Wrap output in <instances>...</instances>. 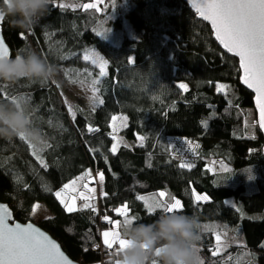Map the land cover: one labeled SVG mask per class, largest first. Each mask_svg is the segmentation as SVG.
<instances>
[{"label": "trees", "instance_id": "obj_1", "mask_svg": "<svg viewBox=\"0 0 264 264\" xmlns=\"http://www.w3.org/2000/svg\"><path fill=\"white\" fill-rule=\"evenodd\" d=\"M63 1L52 0L29 32L5 18L4 39L13 57L33 49L70 72L80 73L83 65L98 71L83 56L100 51L108 66L104 75L92 73L97 79L87 84L103 102L90 109L76 106L71 118L53 82L0 81L6 96L28 101L47 137L44 145H50L40 149L44 167L33 155L42 146L21 137L0 139V202L20 223L33 222L35 206L45 205L51 216L37 224L73 261L113 264L118 245L99 246L102 233L114 226L104 217L121 220L114 209L126 204L134 222L150 223L165 211L148 212L137 197L166 190L182 202L174 211L196 215L203 225V264H264V136L255 125L254 96L241 85L239 61L218 46L210 27L182 0H74L83 6L75 10L60 7ZM109 13L117 27L128 19L140 35L118 46L97 36L94 27ZM118 136L126 142L140 136L144 144L121 145L113 153ZM191 157L193 168L182 167ZM218 159L232 171L211 173L208 166ZM88 171L104 175L99 210L70 212L55 193ZM197 194L208 200H197ZM206 225H219L220 231L223 225L244 243L211 251L218 232Z\"/></svg>", "mask_w": 264, "mask_h": 264}, {"label": "snow or ice", "instance_id": "obj_2", "mask_svg": "<svg viewBox=\"0 0 264 264\" xmlns=\"http://www.w3.org/2000/svg\"><path fill=\"white\" fill-rule=\"evenodd\" d=\"M194 6L205 20L211 21L215 28L217 39L227 51L234 53L240 58V65L245 77L244 83L259 93L261 116L264 117V0H203L199 5L194 2ZM60 7H65V5H60ZM84 7L95 8V5L86 4ZM0 20H3V18L0 17ZM104 35L105 37L107 36L106 34ZM7 57V48L4 46L3 40L0 39V58ZM84 58L88 60L90 57L85 55ZM92 63L95 64L97 61L93 60ZM100 75H104L102 68ZM180 87L184 88L186 86L181 84ZM224 87L222 85L221 90ZM0 97H4L6 100L14 98V96H6L3 87H0ZM69 111H71V107H69ZM72 115L75 118L74 112ZM97 130L91 127L88 128L89 132ZM21 138L27 140L23 136ZM45 147H50V145H45ZM39 151V149L34 147L33 155L40 160L44 167H47V164L38 155ZM111 151L114 153L116 147L114 146ZM192 151H195V149L193 148ZM181 166L192 167L191 164H182ZM222 170L230 171L227 168H222ZM248 171L250 172L251 170ZM86 176L91 178V172L86 173ZM79 179L83 180L85 176H81ZM248 179L252 180L253 177L249 175ZM99 180L101 182L104 180L103 173H99ZM76 185L77 180H73L70 184L64 185L63 191L55 193L56 197L60 199V202L70 212L77 210L75 207V199L77 197L84 201L94 199V188H88L87 184H85L84 188L87 189L88 193L85 194L78 191ZM70 191L75 192L76 195H69ZM65 196L67 199L63 198ZM158 196L161 199L151 200V202L150 198L144 196H138L137 199L145 201L149 212L154 211L156 208H163L165 212H171L180 206V201L175 198H172V203L162 199L166 196L165 192H160ZM200 199L203 198L197 197V200ZM69 201H71V204ZM84 207H91V204L86 203ZM114 211L124 217V224L131 223L137 219L134 216L129 217L126 204L121 208L114 209ZM9 215L6 207L0 208V264H71L60 252L59 246L31 224L26 227H22L20 224L10 226L6 222ZM104 219L114 226L120 225V221H112L107 216ZM102 235L108 248L111 249L114 244L118 245L117 254L127 246L128 242L120 238L118 231H105ZM110 236L111 239H109ZM216 238L217 251H219L221 247L219 235Z\"/></svg>", "mask_w": 264, "mask_h": 264}, {"label": "clouds", "instance_id": "obj_3", "mask_svg": "<svg viewBox=\"0 0 264 264\" xmlns=\"http://www.w3.org/2000/svg\"><path fill=\"white\" fill-rule=\"evenodd\" d=\"M52 0H4L0 17H11L13 27L32 31L49 11ZM59 67L42 53L21 49L14 57L0 58V81L21 80L47 84L55 82ZM27 138L37 146L47 137L35 124L28 101L23 96L0 100V139ZM203 225L196 215L165 212L150 223H122L121 237L127 246L114 256L113 264H203L200 241Z\"/></svg>", "mask_w": 264, "mask_h": 264}, {"label": "rangeland", "instance_id": "obj_4", "mask_svg": "<svg viewBox=\"0 0 264 264\" xmlns=\"http://www.w3.org/2000/svg\"><path fill=\"white\" fill-rule=\"evenodd\" d=\"M99 3H100V0H99ZM60 5H65V7H62V8H70V9H74V10L83 7L81 5V3H78L74 0L63 1L60 3ZM114 19H115L114 15L109 13L106 16V18H104L103 21L98 26L94 27V29H93L94 33L97 36H99L100 38L108 40L109 42H111L115 46L120 45L125 37L136 39L137 36L140 35V32L132 26V24L128 21V19H125L122 27H117L116 26L117 19L116 20H114ZM113 21H114V24H113ZM104 34H106L107 36L105 37ZM85 55H88L90 57L88 59V60H90V62H92L93 60L97 61V63H95V65L98 66V68H99L98 71L94 69L92 72V70H89L87 68V66H85V65H83L81 67L78 66L80 73H78L76 71L70 72L66 68L64 69L63 67H59L60 73H59L56 81L53 82V84L58 87V89H59V91L63 97L64 103L66 104V110L69 113V116L71 118H73L72 113L73 112L75 113L76 106H78L80 108H84V109H90L92 107L94 108V107L100 105L101 101L103 100L101 96L99 99L98 91L93 86H91L90 84H87V83H88V81H92L94 79H97L94 75H92V73H94L95 75L100 74L101 68L103 69V72L105 73L106 68L108 66V62L104 58L103 54L98 50L88 51V53H85L83 57H85ZM84 60L87 61L85 58H84ZM66 77H68V78H66ZM75 83H79V84H75ZM69 107H71V111H69ZM125 119H126V117H125ZM252 126H253V123H251V121H250V123H249V129L250 130H251ZM118 137H115L114 146L116 147V151L119 149V147L121 145H126V146L128 145L130 147H134L135 145L142 143V137H140V136H137V139L135 140V142H132V141L126 142L123 139H121L120 137L119 138ZM26 141H28V140H26ZM174 143H177V140H175ZM178 144H180V150L182 151L184 149L183 144H181V143H178ZM173 146L174 145H172V147ZM35 148L39 149V150L42 148L44 149L45 145H42L41 148H38L35 146ZM39 153H41V150L38 152V155L40 156ZM194 156H193V158H194ZM193 158L191 157L189 160L185 159V161H187V163H185V164L193 165ZM186 168H188V167H186ZM222 168H227L230 171H232V168L230 166H228L226 163H224L222 160H219V159L218 160H212L208 166V169L211 173L221 174V173L230 172V171H223ZM86 179H87L86 175H85V179H83V180L77 179L76 187L78 190L80 189V192H84L85 194H88L87 189H85L83 186V184L87 181ZM98 180H99V176L97 175V181ZM87 186H88V188H94L97 191V188L95 185L87 184ZM162 192L166 193V196L162 199H164L168 203L173 202L172 198L179 200L170 191L165 190ZM97 195H98V192L95 193L94 199H92L90 201H84V200L75 201V202H77V204L75 203V207L77 208V210H83V209H86V210L95 209L96 211L99 210V209H97L98 208L97 198H96ZM72 196H74V195H72ZM144 197L150 198V202H151V200L161 199L156 194L155 195H144ZM196 197H202L203 199H200V200H203V201L208 200V197L206 195L197 194ZM76 199H80V198L77 197ZM138 201L143 203L148 210V206L145 204V201L139 200V199H138ZM86 203L91 204V207H84V205ZM39 206L40 205H38V207L37 206L35 207V210L33 212V217H32L33 222H35L36 224L39 223L40 221H42L44 218L49 217L48 214H51L45 205H41L40 207ZM181 208H182V202L180 201V206L174 210H178ZM156 209H159V208H156ZM127 210L129 212V217L130 218L133 217L134 215L131 214L132 210L129 207V205H127ZM123 219H124V217H122V219L119 220L120 221L119 226H113V228L105 230V231H110V232L113 230L118 231L120 233V238H122L121 237V226L123 223ZM219 227H220L219 225L218 226L217 225H206L205 226V228L207 230H215L218 232L217 235H219V237H220L219 243H220L221 247H220V250L217 251V241H216V246H215L216 247V250H215L216 253H223L226 250V248L232 244H243L244 243V238H242V237L236 238L233 234L228 233V230L223 225H222V228H223L222 231L219 230ZM217 235H216V237H217ZM109 239H111V236L109 237ZM104 245H105L104 237L102 235L101 244H99V246L101 249H103ZM107 250H110V248L107 247ZM246 259H249V256H246ZM203 262H204V260H203Z\"/></svg>", "mask_w": 264, "mask_h": 264}, {"label": "water", "instance_id": "obj_5", "mask_svg": "<svg viewBox=\"0 0 264 264\" xmlns=\"http://www.w3.org/2000/svg\"><path fill=\"white\" fill-rule=\"evenodd\" d=\"M182 1L191 9V11L197 16V18L200 21L204 22L205 24H207L210 27V29L212 31V34H213V38L217 42L218 46L224 52H226L228 55H230L231 57L236 58L239 61V68H240V72H241V77H240L241 85L254 96V98H253V104H254V110H255L256 115H257L258 127L261 130V132L264 134V126H262V125H264V117L261 116L259 93H257L254 88H249L247 86V84L244 83V78L245 77H244V71H243V69H242V67L240 65V58L238 56H236L234 53H231V52H228L227 51V49L217 39L216 32H215V28L212 25L211 21L205 20L200 15V13L197 12L196 7L194 6V2H195L196 5H199V4H201L203 2V0H182ZM4 21H5V18L3 20H0V39L3 40V44L7 48L8 57H13L12 50L9 47V45L7 44V42L5 41L4 36H3V25H4ZM263 155H264V148H263ZM4 207H6L8 213L10 214L9 217H8V219H7V221H6L10 226H14L15 224H20L22 227H26L29 224H31L34 228H36L37 230H39V232H41L44 235H46L52 242H54L55 244H57L59 246L60 252L63 253V256L66 258L67 261L71 262V264H79V263L73 261L64 252V250L62 249L61 245L56 240H54L50 234H48L43 229H41L38 224H36L35 222L20 223V222H18V221L15 220L14 213H13L12 209L10 208V206H8L7 204L0 203V208H4Z\"/></svg>", "mask_w": 264, "mask_h": 264}, {"label": "bare ground", "instance_id": "obj_6", "mask_svg": "<svg viewBox=\"0 0 264 264\" xmlns=\"http://www.w3.org/2000/svg\"><path fill=\"white\" fill-rule=\"evenodd\" d=\"M256 113V112H255ZM256 118H257V115H256ZM255 125H257L258 126V122L256 121V123H255ZM259 128V127H258ZM260 130V129H259ZM260 132H261V130H260ZM262 133V132H261ZM263 134V133H262ZM263 136H264V134H263ZM176 140V138L174 139V140H171V147H172V145H175L176 143H174V141ZM144 144V139L142 138V143H140V144H138V145H143ZM33 146V145H32ZM34 147V146H33ZM130 147V146H129ZM264 156V155H263ZM191 168H193V165H192V167ZM191 168H189V169H191ZM209 170V169H208ZM89 172V171H88ZM88 172H86V173H88ZM91 172V178L94 180V182H95V186H96V188H97V192H98V195H97V204H99V194H100V192H102V188L100 187V184L102 183L100 180H98L97 181V175L99 176V174H94V172H92V171H90ZM86 173H84L83 175H81V176H85L86 175ZM214 174H216V173H214ZM80 176V177H81ZM78 178V177H77ZM91 178H88L87 177V182H88V184L89 185H92V184H90V180H92ZM68 184V183H67ZM62 191V190H61ZM1 203V202H0ZM43 205V204H42ZM63 205V204H62ZM9 206V205H8ZM64 206V205H63ZM11 208V207H10ZM12 209V208H11ZM13 211V210H12ZM49 213V212H48ZM50 215V214H49ZM51 216V215H50ZM209 250H211V251H213V250H216V247H214V246H211L210 247V249ZM215 252V251H214Z\"/></svg>", "mask_w": 264, "mask_h": 264}, {"label": "crops", "instance_id": "obj_7", "mask_svg": "<svg viewBox=\"0 0 264 264\" xmlns=\"http://www.w3.org/2000/svg\"><path fill=\"white\" fill-rule=\"evenodd\" d=\"M79 178H80V177L75 178V179H73V180H77V179H79ZM71 182H72V181H70L68 184H70ZM85 184H88V182L86 181V182L83 184V186H84ZM100 187L103 188V181H102V183L100 184ZM101 190H102V189H101ZM62 191H63V190H62ZM78 191H80V189H79ZM96 192H97V191H96V189H95V193H96ZM95 193H94V195H95ZM75 194H76L75 192H71V191L69 192V195H74V196H75ZM63 198L67 199L66 196L63 197ZM59 200H60V199H59ZM75 201H82V199H76ZM83 202H84V201H83ZM69 203L71 204V201H69ZM75 203L77 204V202H75ZM37 205H40V206H41L42 204H39V203H38ZM37 205H36V206H37ZM36 206H35V207H36ZM40 206H39V207H40ZM76 209H77V208H76ZM34 210H35V208H34ZM48 215H49V214H48ZM49 217H50V215H49ZM47 218H48V217H47Z\"/></svg>", "mask_w": 264, "mask_h": 264}]
</instances>
